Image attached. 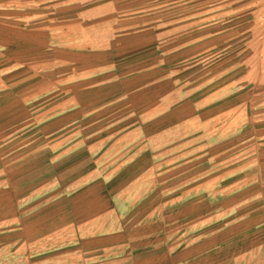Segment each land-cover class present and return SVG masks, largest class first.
Returning a JSON list of instances; mask_svg holds the SVG:
<instances>
[{
	"label": "crops",
	"instance_id": "obj_1",
	"mask_svg": "<svg viewBox=\"0 0 264 264\" xmlns=\"http://www.w3.org/2000/svg\"><path fill=\"white\" fill-rule=\"evenodd\" d=\"M75 1L83 8L60 26L48 19L1 22L0 264H264V186L261 202L243 205L244 213L206 236L194 229L138 238L125 225L137 206L128 198L137 185L125 180L132 163V178L144 177L137 163L149 147L138 136L155 122L150 116L173 121L160 105L166 95L158 92L157 69L173 51L181 59L182 48L168 47L163 26L141 0ZM59 89L71 92L79 121L108 122L99 129L117 133L118 149H138L117 155L109 168L96 150L79 149L82 143L51 139L37 148L31 100ZM52 112L46 110L42 130H54ZM26 130L29 138L22 137Z\"/></svg>",
	"mask_w": 264,
	"mask_h": 264
},
{
	"label": "rangeland",
	"instance_id": "obj_2",
	"mask_svg": "<svg viewBox=\"0 0 264 264\" xmlns=\"http://www.w3.org/2000/svg\"><path fill=\"white\" fill-rule=\"evenodd\" d=\"M83 6L75 0H0V51L1 22L30 26L48 19L60 26ZM140 6L155 13L171 41L168 47L182 48L181 59L173 51L156 75L158 92L166 95L159 100L164 117L184 121L162 124L156 122L161 115L150 116L155 122L138 136L149 147L144 162L137 163L144 177L132 178V163L125 180L137 185L135 196H128L137 206L127 212L125 225L138 238L156 237L159 231L166 236L194 229L198 237L216 233L245 212L243 205L262 201L264 0H141ZM62 69L55 67V75ZM22 71L28 75L29 67ZM70 93L59 89L31 100L32 116L38 115V130H31L37 148L51 139H66L70 147L82 143L79 149L96 150L109 168L117 155L138 149H118L117 133L99 129L108 122L88 121L93 116L79 121ZM174 108L181 112L172 114ZM52 109L55 128L42 130L46 110L49 117ZM31 131L21 132L22 137L29 138Z\"/></svg>",
	"mask_w": 264,
	"mask_h": 264
}]
</instances>
